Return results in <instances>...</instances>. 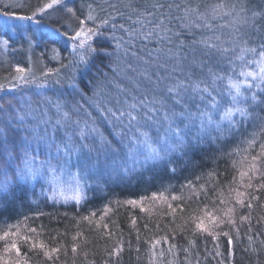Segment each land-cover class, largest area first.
Here are the masks:
<instances>
[{
  "label": "snow or ice",
  "instance_id": "snow-or-ice-1",
  "mask_svg": "<svg viewBox=\"0 0 264 264\" xmlns=\"http://www.w3.org/2000/svg\"><path fill=\"white\" fill-rule=\"evenodd\" d=\"M54 5H60L70 19L77 13L84 17L79 19V29L73 30L74 35H69L68 30L63 32L57 30L50 36L37 37L35 32L17 23V21H34L38 14L45 13L46 9H51ZM13 7L16 10L2 13L7 19L0 21V47L7 50L12 47L13 43H17L18 47L13 51L33 53L36 48L40 47L41 40H52L53 45H59L60 40L53 38L67 37L72 42V51L68 53L69 66L76 64L86 67L96 59L108 60L112 63L113 56L118 58L122 49L127 51L119 38L105 35L103 29L109 23L112 24L113 30L117 27L124 29L130 38L155 39L160 43L179 41V36L185 31L202 30L208 35H202L199 40L192 42L193 50L199 48L200 57H197L194 51L193 58L188 64V70L185 71L183 63L175 64L172 73L160 77L155 82L151 95L146 90L139 99L133 97L131 101L127 98L121 101L117 98L114 103L107 102L110 106H104L93 99L102 94V82L96 81L93 85L92 97H89L88 101L90 107H95L104 115L112 127L111 134L123 146V154H121L122 150L117 148L97 126L96 121L91 119L90 112H85L81 117V106L78 103L69 105L60 101H49L51 108L44 113L46 118L30 126L29 134L18 141L19 151L14 153L11 149L15 145H10L8 139L11 132L8 121L16 120L18 125L23 127L25 117L20 113L25 110L9 111L13 101L0 97V100H4V103L0 104V111L7 116L5 121H0L3 124V127H0V216L14 212L17 201H21L17 193H23L26 198L27 188L25 186L45 172L50 178L49 182L52 187L50 192L42 189L41 195L53 203H60L63 200L67 204L74 200L77 205H80L87 202L89 193L95 195V192L100 190V179L104 176L120 179L141 170L174 174L178 160L187 156L189 150L203 144L206 138L213 144L219 141L223 146L243 129L253 139L241 140L239 143H246L248 148L259 143L260 151L251 156L247 169L239 172V181L233 177L229 185L222 186L218 191V200L214 197L210 203L204 205L203 209L193 212L190 217L184 219L183 224H177L171 231L172 239H175L177 230L184 232L191 225L189 230L192 236L207 234L213 240H218L221 235L227 237L228 257L223 256L218 245L215 255L221 257L217 264H230L234 242L241 238V227L247 222L248 247L246 250L255 253L257 249L252 247L255 241L252 234L251 212L257 206L264 209V199H262L264 195V142H261L264 141V116H260L257 111L264 112V43L259 46V49L250 47L249 44L254 43L251 31L256 27L258 18L264 21V7H260L259 11L254 10L255 6L250 7L246 0H216L214 3L210 0H196L195 6H193V0H184L183 3L176 2V0L170 3L152 0L150 3H145L142 8L133 7L131 3L118 6L114 3H98L97 0H81L78 7H67L66 0H50L36 7L31 15L19 10L23 6L14 5ZM121 7L128 10L129 20L133 15L135 16L136 27L125 29L124 24L117 25L112 22L116 17L125 16V13L119 10ZM112 13H115V16ZM220 20L226 22L217 23ZM86 21H90L93 27H86ZM53 26L55 27V24ZM261 29L264 30V24H261ZM85 35L88 40H91L93 36L100 38L96 41V46L89 43L86 52L82 51L85 40L80 39ZM260 38L264 40V36ZM78 39L79 45L76 44ZM110 40L115 41L114 49L105 43ZM179 43L183 45V41ZM45 49L46 53L51 54L52 60L61 59L62 49L56 46L49 47L47 43H45ZM46 53H41V60ZM257 53L258 58L247 60V64H255L258 71L246 70L243 64L246 56L250 54L256 57ZM237 60L242 62L238 73L240 78H234L235 61ZM223 62H226L231 69L227 75H225ZM63 67L65 65L61 64V68ZM59 71L60 69L47 68L37 77L31 68L26 71L25 67L17 64L15 65L17 75L11 78L10 87L15 89L19 85L29 84H36L39 87L48 83L53 73L59 77ZM197 71L201 75L194 79ZM165 80L169 82L163 83ZM225 81L226 87H221ZM55 83L60 84L61 79L57 78ZM68 83L72 86L75 95H79L81 99L85 98L88 91L87 85L81 88L75 77H69ZM161 84L163 87L160 86ZM0 89H4L3 84H0ZM16 107L19 108L18 103ZM177 108L180 110L177 111ZM51 109L55 111L49 115ZM31 111L29 107L26 114H31ZM40 123L45 125L43 131L40 129ZM49 125L54 130L56 128L66 130L64 137L58 142L56 137L48 135ZM248 125L253 128L251 133L247 132ZM193 127H198L199 131L190 139L188 132ZM153 128L156 130L155 135H153ZM33 140L46 144L49 152H54V155L48 154L43 160L39 159V154H36V149L32 145ZM239 151L238 144L232 151L221 154L231 157L239 154ZM233 164L235 165V161ZM208 176L209 179L216 178L215 183L212 184V188H215L216 183H219L220 173L213 171L209 172ZM62 177H67V180H62ZM245 177H247V183H244ZM199 179L197 177V180ZM256 181L259 182L256 183ZM68 184L72 188L71 196L65 192ZM233 184L236 186L233 187ZM185 186H192V182L189 181L187 185H182V188ZM224 188L227 189V193ZM201 189L204 190V196L207 199L208 190L205 185H201ZM199 194L196 192L197 196ZM144 199L147 197H141L139 201L126 200L123 203L133 206L140 203L141 210L145 211L142 205ZM151 199L163 200L164 193H153ZM172 199L176 200L179 197L173 196ZM111 203L110 201L109 204ZM115 203L119 204L120 201ZM244 208L248 209V213L239 215L240 223L238 224L237 214ZM168 209L173 223H175L176 213L184 211L182 206L173 207L171 203H168ZM108 211L111 209L105 205V214ZM105 214H102L96 221V228L97 230L103 229L104 238L111 240L116 234L108 223L103 222ZM41 215L43 213L24 216L15 225L7 224L0 228V241L4 242L0 259L4 260V264H10L5 257L13 251L16 254L15 264H29L28 253L21 252L22 246H29V251L36 253L37 256L42 253L45 261L59 259L60 245L50 248L43 240L37 239L41 233L36 228L26 227L30 220L39 218ZM95 215L96 213L93 212L80 219L91 224L90 217H95ZM260 220H264V217ZM79 222L77 221V224ZM132 222L136 223L135 218ZM224 225L229 226L230 231H218ZM22 226L25 229L23 234ZM144 227L146 231H151L148 224ZM156 227L160 228L159 223ZM81 235L77 233L72 237L74 242L71 250L74 254L80 247L75 241ZM137 237L139 242V233ZM162 242L169 244L167 253L173 257L167 261V264H176L175 253L179 250V246L169 243L167 236L146 238L149 264H163L165 252L161 250L158 256L155 251ZM85 243H87L86 238ZM188 244L194 245L195 241L189 239ZM260 248L264 250V239L260 241ZM122 249V237L115 239L111 248L104 249L105 264H113V257H118ZM183 251L186 254L189 253L188 248H184ZM84 256L86 259V251ZM185 264H192L188 255L185 257ZM197 264H199L198 256Z\"/></svg>",
  "mask_w": 264,
  "mask_h": 264
},
{
  "label": "trees",
  "instance_id": "trees-1",
  "mask_svg": "<svg viewBox=\"0 0 264 264\" xmlns=\"http://www.w3.org/2000/svg\"><path fill=\"white\" fill-rule=\"evenodd\" d=\"M15 1V0H14ZM17 6H23L19 10L25 14H29L30 8L34 5L37 7L45 0H17ZM81 0H67L66 6L78 7ZM98 3H114L118 6L120 4L131 3L133 7L142 8L145 3H150L152 0H97ZM162 2L170 3L172 0H162ZM176 2L183 3L184 0H176ZM196 0H193V6H195ZM210 2H216V0H210ZM250 7L255 6L254 10L259 11L260 7H264V0H246ZM68 4V5H67ZM74 4V5H73ZM12 5V7L14 6ZM34 8V7H32ZM12 9V8H11ZM16 10L15 8L12 11ZM125 13L123 18L116 17L112 22L120 25L124 24L125 29L136 27L134 24L135 16L132 19H128V10L121 7L119 9ZM203 10V9H201ZM48 12L41 14V18L38 22H42L46 29L52 31L63 32L68 30L69 35H72V31L78 27L79 13L75 17L69 18L65 15L61 6H58L52 10V20H48ZM115 16V13H112ZM225 20L217 21V23H225ZM55 24V27L53 26ZM64 24V26H63ZM261 24L264 21H257L256 27L251 31V37L254 43L249 44L250 47H257L264 43L260 37L264 36V30L261 29ZM67 27V28H66ZM105 35L115 36L121 40L122 45L127 51L123 49L119 53V57L113 56L111 58L112 63L108 60L96 59L92 60L86 67L84 65L77 66L72 64L69 66L70 57L68 53L70 51L69 44H67V37L60 39L63 41L59 45H53L52 40H41L40 47L36 48L33 53H25L22 51H13L18 47L17 43H13L12 47L0 52V84L4 85V89H0V97L6 100H12L13 104L9 108V111L19 112L20 109H24L21 115L27 116L28 120L23 121V127L18 125L16 120L8 121L11 132L9 134L10 145H15L11 150L14 153L19 151V143L14 136H27L30 132V126L32 124L39 123L44 117V113L51 108V102H65L69 105L79 104L80 115L84 116L85 112L91 113V119L96 121L97 126L104 132L109 140L113 141V144L120 148L121 154H123V146L120 141L113 136L112 127L108 124L104 115L97 111L95 107H90L89 97H92L93 85L96 81L102 82L103 92L100 96L93 99L99 101L104 106H110L107 102H115L117 98L121 101L126 98L131 101L133 97L139 99L141 94L146 90L149 95L152 94L155 82L163 76L172 73L173 66L178 62L183 63L185 71L188 70V64L193 58V53L200 57L199 48L193 50L191 47L194 40H199L202 35H208L207 32L202 30H194V32L185 31L184 34L179 36V41H183L181 46L179 41L173 40L171 43H160L159 41L145 40L143 38L129 37L124 29L117 27L116 30L112 29V24L104 26ZM35 32L37 37L45 36L47 33L43 31L31 30ZM179 31V29H176ZM45 34V35H44ZM16 38L14 37V40ZM99 37L93 36L91 40H88L84 45L82 51L86 52L87 46L91 43L96 46V41ZM45 43L49 47L56 46L60 49V60H52L51 55L47 54ZM106 45L115 48V41L110 40L105 42ZM228 47V45H225ZM171 49V51H169ZM239 50L237 49V52ZM41 53H46L41 60ZM186 58V59H185ZM258 58L252 55H247L245 61ZM224 63L225 75L231 70L226 62ZM19 64L25 69L31 68L33 73L39 77L47 68L60 69L59 77L54 73L51 75L48 83L42 86L36 84L19 85L17 88L12 89L10 87V80L15 73V65ZM61 64L65 67L61 68ZM242 62L235 61V74L234 78L238 77V73L241 70ZM129 65L131 67H129ZM246 70H256L255 64H247L244 66ZM237 69L239 71H237ZM198 71L193 77L194 79L200 76ZM69 77H75L76 82L81 88L85 85L88 86V91L84 99H81L79 95L73 93L72 86L68 83ZM61 79V83H55V80ZM183 78V77H181ZM91 81V83H89ZM165 80L163 83H168ZM163 87V84L160 85ZM226 87V81L221 85ZM259 91L258 89H254ZM4 100H0V104H3ZM19 104V108L16 104ZM31 108V114H26L27 109ZM180 109L177 108V111ZM54 109L48 113L52 115ZM260 116H264V112L257 110ZM38 113V115L36 114ZM7 119L6 114L0 111V121ZM0 127L3 124L0 123ZM45 125L40 123V129L43 131ZM48 135L56 137L57 142L64 137L65 129L56 128L55 130L49 125L47 127ZM155 128H153V135H155ZM198 127H193L188 132V137H192L198 134ZM253 128L251 125L247 126V132L251 133ZM78 139V138H77ZM253 139V137L247 135L243 129L241 132H237L236 135L230 138L226 144L221 146L218 141L216 144L209 142L206 138L203 144L198 145L196 148L188 151L187 156L181 157L176 164V171L172 173H158L155 171H137L124 176L123 178L116 179L104 176L100 179V190L95 192V195L89 193L87 202L77 205L74 200L65 204L63 200L60 203H53L41 195V190L50 192V184H47L45 173L38 176L36 180L26 185L27 197L25 198L23 193L18 192L17 195L21 197V201H17L16 210L12 213H5L0 216V228L5 227L7 224L15 225L18 220H21L24 216H32L35 213H43L39 218L30 220L27 224V228H36L41 233L37 237L38 240H43L50 248L61 246L59 259L53 261H45L42 253L37 256L36 253L29 251V246H22L21 252L28 253L29 264H105L106 253L104 249L111 248L115 239L121 238L123 240V249L118 257H113V264H149V254L147 251L148 245L145 243L146 238L149 237H164L169 238V243L179 246V250L175 253L176 264H185L186 255L191 259L192 264H197V256L199 264H217L221 257L215 255L217 245L219 251L223 253L224 257H228V243L227 237L221 235L218 240L207 234L192 236L189 229H185L184 232L177 230L176 238L172 239V229H175L177 224H183L184 219L190 217L193 212L199 209H203L205 204L215 197L219 199L218 191L222 186L229 185L233 181V177L239 181V172L247 169L250 163V158L256 155L260 151V144L255 143L252 148H248L246 143H239L241 140ZM89 142V141H84ZM264 142V141H261ZM239 144V154L231 157L222 155L221 153H227L232 151ZM32 145L34 148L38 147L43 151V154L50 153L49 148L42 142L33 140ZM247 149V150H245ZM235 161V165L233 162ZM218 172L219 183H216L215 188H212V184L215 183L216 178L209 179V172ZM197 177L200 179L197 180ZM67 177H62V180L66 181ZM192 182V186H185L188 182ZM247 177L244 178V183H247ZM259 181H256L258 183ZM201 185H205L208 190V198L205 199L204 190L201 189ZM233 187L236 185L233 184ZM14 187V186H13ZM167 189V190H165ZM195 189V191L193 190ZM243 190V189H240ZM225 193L227 189L224 188ZM164 193V199L152 200L153 193ZM199 192V196L196 195ZM176 196L179 199L173 200L172 197ZM141 197H147L142 201L143 208L141 210V204L133 206L131 204L123 203L126 200H140ZM264 199V195H262ZM112 202L109 204V202ZM120 201L119 204L115 203ZM168 203H171L173 207L180 205L184 208L183 212L178 211L175 217V223L172 222V216L169 214ZM105 205H108L111 211L105 214ZM96 213L95 217H90L92 223L83 221L80 218L87 216L90 213ZM248 213V209L244 208L237 214V223L239 224V215ZM105 214L104 223H108L112 230L115 232V237L111 240L104 238V230H97L96 221ZM251 226L253 229V236L255 243L252 247H255L257 251L251 253L246 250L248 247L247 240V222L241 227V238L234 242L233 255L230 257V264H264V250L260 248V241L264 239V220H260L264 217V209L257 206L252 212ZM133 218L136 223L133 224ZM77 221H80L77 224ZM159 223L160 228L157 229L156 225ZM145 224L149 225L151 231L145 230ZM15 229H13L14 231ZM25 229L22 226V234ZM218 231L228 232L229 226H221ZM77 233L82 235L75 241L80 245L77 253H73L71 245L74 242L72 237ZM139 233V242L137 234ZM234 235V232L232 233ZM55 238V239H54ZM85 238L87 243H85ZM195 241L194 245H189L188 240ZM169 244L161 243L155 249L157 255L161 250L165 252L163 264H167L169 259H173L168 255ZM4 242L0 241V254L3 253ZM184 248L189 249V253L183 251ZM139 249V251H138ZM87 252V258L85 259L84 253ZM5 259L10 261V264H15L16 254L15 251ZM0 264H4V260L0 259Z\"/></svg>",
  "mask_w": 264,
  "mask_h": 264
},
{
  "label": "rangeland",
  "instance_id": "rangeland-1",
  "mask_svg": "<svg viewBox=\"0 0 264 264\" xmlns=\"http://www.w3.org/2000/svg\"><path fill=\"white\" fill-rule=\"evenodd\" d=\"M48 2H50V0H45L43 3H48ZM66 2H67V0H66ZM19 3V1H17V0H0V21H3L4 19H7V17H5V16H3L2 15V13H4V12H6V11H12V9L14 8V7H12V5H14V4H18ZM68 5V4H67ZM74 5V4H73ZM78 6L80 5L79 3L77 4ZM39 6H42V4L41 5H39ZM58 6H60V5H54L53 6V8H51V9H46L45 10V12H48L47 13V15H48V20H52L53 18V16L51 15V14H53L52 13V10H54V8H56V7H58ZM75 6V5H74ZM74 6H70V7H74ZM32 7H34V8H32ZM31 8H30V12H29V14L28 15H31V12L33 11V10H35V8L37 7V5L36 6H32ZM12 8V9H11ZM43 14V13H42ZM79 17H80V19H83L84 17L83 16H81L80 15V13H79ZM41 18V14H38V16H37V18H36V20H27V21H17V23H20V24H22L24 27H26V28H29L30 30H35V29H37V31H39V29H40V31H43V32H45V33H47V35L48 36H50L53 32H57V31H52V30H50V29H46L44 26H43V23L42 22H38V20ZM53 21V20H52ZM63 26H64V24H63ZM86 27H93V24L90 22V21H86ZM67 28V27H66ZM75 29H79V25H78V27L77 28H75ZM74 29V30H75ZM73 33H72V35H74V31H72ZM45 35V34H44ZM65 39L63 36H57V37H54L53 39ZM68 39V38H67ZM80 39H84L85 40V44L87 43V41H88V39H87V37H86V35L85 36H82ZM60 42L62 43L63 41H61L60 40ZM71 41L68 39V41H67V44H69V47H70V51H72V48H71ZM76 44L77 45H79V39L76 41ZM84 44V45H85ZM45 48V47H44ZM1 51H5V49L4 48H2V47H0V52ZM46 50H44V52H45ZM47 54H50V53H47ZM51 55V54H50ZM247 65V61L245 62V64H244V66H246ZM225 70L227 71V67L225 68ZM26 71H27V69H26ZM237 71H239L238 69H237ZM17 75V74H16ZM9 110V109H8ZM37 115H38V113H36ZM25 118H24V121H27L28 120V115L27 116H24ZM22 137L23 136H14L13 138H15V141L16 140H22ZM26 137V136H25ZM24 137V138H25ZM33 142V141H32ZM36 149V154H39V159H41V160H43L44 158H45V155L46 154H43V151H41V150H39L38 149V147H36L35 148ZM45 175H46V181H47V184L49 185L50 184V186H51V183L49 182V176L47 175V173L45 172ZM62 179V178H61ZM65 180H67V179H65ZM65 192H66V194L67 195H69V196H71L73 193H72V188H71V185L70 184H68L66 187H65ZM143 204V203H142Z\"/></svg>",
  "mask_w": 264,
  "mask_h": 264
}]
</instances>
